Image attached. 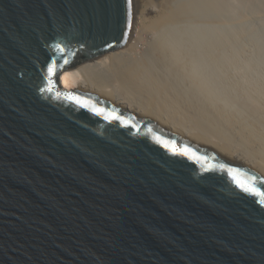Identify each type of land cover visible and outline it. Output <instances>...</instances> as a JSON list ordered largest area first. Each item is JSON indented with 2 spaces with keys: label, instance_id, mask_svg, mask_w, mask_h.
Masks as SVG:
<instances>
[{
  "label": "water",
  "instance_id": "obj_1",
  "mask_svg": "<svg viewBox=\"0 0 264 264\" xmlns=\"http://www.w3.org/2000/svg\"><path fill=\"white\" fill-rule=\"evenodd\" d=\"M133 0H0V264H264V177L61 74Z\"/></svg>",
  "mask_w": 264,
  "mask_h": 264
},
{
  "label": "bare ground",
  "instance_id": "obj_2",
  "mask_svg": "<svg viewBox=\"0 0 264 264\" xmlns=\"http://www.w3.org/2000/svg\"><path fill=\"white\" fill-rule=\"evenodd\" d=\"M147 1L133 0L131 28L121 47L63 72L60 83L67 88L85 89L123 109L131 110L179 137L216 151L264 177V95L242 93L240 90L241 105L245 107L246 114H236L237 111L232 109L231 112L232 107H227L229 105L226 106L225 101L223 105L219 104L222 95L218 93L220 97L217 96L218 87L215 90L214 80L205 77L202 70H192V66L188 65L190 61L185 63V58H177L176 64L175 61L173 65L169 64L167 54L170 47L166 45V37L165 40L161 36L150 42L148 47H139L145 41V33H161L169 26L202 17V14L210 15L213 19L220 18L218 15L228 12L224 2L156 0L154 6L158 15L150 24L138 30L142 34L135 35L136 19ZM144 43L147 45L148 42ZM204 48L208 52L209 49ZM157 54L160 56L156 58L160 69L154 65L156 62L151 61L152 56ZM208 54L215 56L212 52ZM212 56L211 59L215 58Z\"/></svg>",
  "mask_w": 264,
  "mask_h": 264
},
{
  "label": "rangeland",
  "instance_id": "obj_3",
  "mask_svg": "<svg viewBox=\"0 0 264 264\" xmlns=\"http://www.w3.org/2000/svg\"><path fill=\"white\" fill-rule=\"evenodd\" d=\"M148 1L142 6L136 19L135 35L142 34L138 30L150 24L159 13L154 6L156 0L152 4ZM222 2L228 11L227 14L218 15L222 18L213 19L210 15L206 16L207 14L201 13L202 17L169 26L164 31L162 30L163 33H145L144 42L148 43L146 45L142 42L139 47L141 45L148 47L150 42L162 38L161 36L163 40L167 38L165 41L166 45L168 44L167 47H170L169 53L172 50L171 47L174 51L171 52L173 56L170 55L171 53L167 54L169 64L173 65L174 61L176 64L177 58H185L186 61L183 60L185 63L190 61L188 65L195 67V69L191 67L192 70L199 72L202 70L205 77L214 80L212 82L214 87L216 85L215 90L217 87L220 89H217V96L220 97L218 93L222 95L219 98L221 101V103L218 101L219 104L223 105L225 101L227 104L225 102L224 104L229 105L227 107H232L230 111L233 109L232 111H237L236 114L244 115L246 109L241 105L242 93L264 95V0H254L252 3L250 0H222ZM204 47L209 49L208 52ZM210 51L215 56H212ZM208 53L215 58L211 59ZM157 55L152 56L151 61L156 62L154 65L160 69L158 60L156 61V58L159 59L160 56Z\"/></svg>",
  "mask_w": 264,
  "mask_h": 264
},
{
  "label": "snow or ice",
  "instance_id": "obj_4",
  "mask_svg": "<svg viewBox=\"0 0 264 264\" xmlns=\"http://www.w3.org/2000/svg\"><path fill=\"white\" fill-rule=\"evenodd\" d=\"M243 190H244V191L251 192L253 195L264 196V193L256 192V191H254L253 189H250V188H247V187H245Z\"/></svg>",
  "mask_w": 264,
  "mask_h": 264
}]
</instances>
